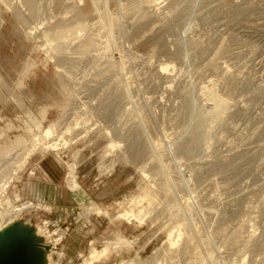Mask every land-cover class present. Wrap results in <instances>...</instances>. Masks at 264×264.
Masks as SVG:
<instances>
[{
    "label": "rangeland",
    "instance_id": "374dc122",
    "mask_svg": "<svg viewBox=\"0 0 264 264\" xmlns=\"http://www.w3.org/2000/svg\"><path fill=\"white\" fill-rule=\"evenodd\" d=\"M0 155L50 264H264V0H0Z\"/></svg>",
    "mask_w": 264,
    "mask_h": 264
},
{
    "label": "bare ground",
    "instance_id": "6f19581e",
    "mask_svg": "<svg viewBox=\"0 0 264 264\" xmlns=\"http://www.w3.org/2000/svg\"><path fill=\"white\" fill-rule=\"evenodd\" d=\"M36 12V11H35ZM82 27V26H81ZM61 35H63V34H61ZM61 35H58V37H60ZM64 36V35H63ZM57 37V38H58ZM56 38V37H55ZM54 38V39H55ZM60 38H63V37H60ZM65 38H67V37H65ZM69 39V38H68ZM60 40V39H59ZM58 40V41H59ZM55 43V42H54ZM88 43V42H87ZM49 44V43H48ZM55 45V44H54ZM88 45V44H87ZM86 45V46H87ZM55 47V46H54ZM88 47V46H87ZM86 47V48H87ZM90 47V46H89ZM59 48V47H58ZM83 48V47H82ZM84 49H85V45H84ZM91 49V48H90ZM82 49H80V51H81ZM88 50V49H87ZM86 53V52H85ZM213 100L212 101H216V100H214V98H212ZM211 100V99H210ZM209 100V101H210ZM217 102V101H216ZM213 103H215V102H213ZM217 104V103H216ZM218 105V104H217ZM192 106V105H191ZM214 106H215V104H214ZM217 107V106H216ZM215 107V108H216ZM187 109V108H186ZM216 110V109H215ZM59 124L58 123H53L52 124V126H50L48 129H45L43 132H41V133H39L40 134V136H39V134H37V136L34 138V139H40L42 142H45V141H43V140H45L46 138L48 139V138H51V137H54V136H56V135H54L55 133H57V129L58 128H56L57 126H58ZM59 127V126H58ZM145 127V126H144ZM143 130V129H142ZM147 130V129H146ZM145 130V131H146ZM141 131V130H140ZM142 132H144V130L142 131ZM147 132V131H146ZM140 133V132H139ZM138 133V134H139ZM145 133V132H144ZM143 133V134H144ZM63 134V133H62ZM146 134H148V133H146ZM146 134H145V136H146ZM142 135V134H141ZM60 136V135H59ZM143 137V136H142ZM150 137H151V135H150ZM55 138V137H54ZM58 138V137H57ZM33 139V135H32V140H30V141H33L34 140ZM56 139V138H55ZM139 139V138H138ZM18 141H17V143L19 144L20 142H22V140L20 139V138H18L17 139ZM36 140H34L33 142H36ZM137 140V139H136ZM146 140H148V139H146ZM29 141V142H30ZM37 141H39V140H37ZM55 141V140H54ZM57 141V140H56ZM59 141H61V140H59ZM63 142H64V140H63ZM148 142V141H147ZM168 142V141H167ZM15 143V142H14ZM25 143V142H24ZM38 143V142H37ZM35 144V145H37L38 146V144ZM50 143H52V142H50ZM67 143V141L64 143V146H65V144ZM135 143V142H134ZM133 143V144H134ZM137 143H138V140H137ZM149 143V142H148ZM42 144V143H41ZM56 144H58V143H53L52 145H50L49 147L50 148H53V147H55V145ZM62 144V143H61ZM25 145H31V142H30V144L29 143H25V144H23L22 145V148L23 147H25ZM32 145H34V143H32ZM43 145V144H42ZM41 145V146H42ZM113 145V144H112ZM134 145H138V144H134ZM151 145V144H150ZM13 146V145H12ZM18 146V145H17ZM148 146V145H147ZM19 147H21V146H19ZM32 147V146H31ZM36 147V146H35ZM34 147V148H35ZM46 147V146H45ZM44 147V148H45ZM48 147V146H47ZM46 147V148H47ZM48 147V148H49ZM57 147V146H56ZM110 147H111V145H110ZM113 147V146H112ZM131 147H133L134 148V146H131ZM136 147H138V146H135V148L134 149H136ZM11 148V147H10ZM30 148V147H29ZM33 148V147H32ZM34 148L32 149V150H34ZM58 148H60V147H58ZM109 148V147H108ZM140 148H141V146H140ZM31 149V148H30ZM54 149V148H53ZM137 149H139V148H137ZM143 149V148H142ZM4 150V149H3ZM22 150V149H21ZM26 150H29L28 149V147H27V149ZM25 150V151H26ZM55 150V149H54ZM131 150H132V148H131ZM130 150V151H131ZM182 150V149H181ZM35 152V151H34ZM137 152V151H136ZM139 152V151H138ZM142 152V151H141ZM25 153V152H24ZM28 153V152H27ZM29 154L31 155L32 154V152L30 153L29 152ZM134 154V153H133ZM137 154V153H136ZM1 155H2V153H1ZM0 155V156H1ZM24 155V154H23ZM26 155V154H25ZM28 155V154H27ZM125 156V155H124ZM123 156V157H124ZM192 156V155H191ZM30 157V156H29ZM126 157V156H125ZM22 158V157H21ZM26 158H27V156H26ZM19 159H20V156H19ZM24 159V158H23ZM23 159H21V160H23ZM122 159H124V158H122ZM126 159V158H125ZM133 159V158H132ZM128 160V159H127ZM20 161V160H19ZM26 161H27V159H26ZM20 163V162H19ZM24 163H25V161H24ZM23 163V164H24ZM113 165L115 166V164L113 163ZM18 166V165H17ZM17 166H16V168H17ZM22 166V165H21ZM70 167V166H69ZM112 167V166H111ZM19 168V167H18ZM14 169V168H13ZM12 169V170H13ZM113 169V168H112ZM12 170H10L11 172H12ZM15 170V169H14ZM13 170V171H14ZM19 171H21V170H19ZM19 171H18V173H19ZM15 172V171H14ZM13 172V173H14ZM12 173V174H13ZM18 173H17V175H18ZM14 176H15V174H13ZM8 177L9 176H11V174L9 175H7ZM3 178V177H2ZM10 178H8V180H9ZM11 179H12V176H11ZM10 181V180H9ZM5 182V183H10V182ZM4 183V184H5ZM7 184H5V185H7ZM1 185H2V182H1ZM68 186H69V188H70V190L75 194V196H77V191H78V187H79V184H78V176H77V167H76V165L75 164H73L71 167H70V170H69V174H68ZM7 187V186H6ZM4 190V189H3ZM1 195V194H0ZM152 195V194H151ZM16 196H18V195H16ZM141 197V199H143V197L142 196H140ZM139 197V198H140ZM176 197V196H175ZM17 198V200H19L20 199V197L18 196V197H16ZM138 198V199H139ZM153 198V197H152ZM140 200V199H139ZM143 201V200H142ZM141 202V201H140ZM136 203V202H135ZM142 203V202H141ZM141 203H140V205H141ZM11 204H12V201L11 200H9V199H7L6 201H4L3 203H1V201H0V246L6 241V239L8 238V236H9V234H11V237H13V236H21V235H23L24 237H26L27 239H30V240H32L33 242H35V241H40V240H43L42 238V235L40 234V233H42L43 231H38L37 233L35 232H33L32 233V235L30 234V233H28V231H26V230H24V229H22V228H20L19 230H15L10 224H7V222L4 220V221H2L4 218H6L7 216H9V213H7V215H2V212L4 211V209H7V208H9L10 206H11ZM139 204V203H138ZM149 205H150V203H149ZM34 206L35 205H33V204H31V203H27V204H23V205H21L20 206V209L18 210V212L20 213V211H23V210H25V209H28V210H31V209H34ZM37 206H35V208H36ZM85 207V209H86V212L87 213H85V215H87V217L86 218H89L90 217V215H93V214H104V215H107V216H109V213L107 212V211H104L103 209H101V207H99V205L98 204H92L91 206H84ZM18 208V207H17ZM144 209V208H143ZM85 211V210H84ZM140 211V210H139ZM142 211V210H141ZM140 211V212H141ZM144 211V210H143ZM17 212V213H18ZM131 212V211H130ZM130 212H125V211H123V212H120L119 214H118V218H124V217H128V219H129V217H132V216H135V217H138V216H136V215H134L133 213H130ZM12 214H13V212H11ZM16 213V212H15ZM143 214H145V213H143ZM16 215V214H15ZM14 215V216H15ZM85 215H84V217H85ZM131 215V216H130ZM82 216V215H81ZM127 219V218H126ZM140 219V217L138 218V220ZM86 220H89V219H86ZM9 221V220H8ZM140 221H141V219H140ZM143 221H144V219H143ZM90 222V221H89ZM11 223V222H10ZM22 226V225H21ZM47 227V226H46ZM47 230V229H46ZM32 231V230H31ZM30 231V232H31ZM40 232V233H39ZM44 232H46V231H44ZM43 232V233H44ZM241 232V231H240ZM28 234H30L31 236H28ZM225 234V233H224ZM249 234V233H248ZM254 234V233H253ZM234 235V234H233ZM41 236V237H40ZM49 236V235H48ZM51 236V235H50ZM241 236V235H240ZM243 236V235H242ZM59 238V237H58ZM64 237H63V235H60V239L59 240H57V241H61L62 239H63ZM171 238H172V236H171ZM245 238H246V236H245ZM237 239V238H236ZM250 242V241H249ZM229 243V242H228ZM118 244H123V245H129L130 244V241H128V240H123V239H119L118 240ZM117 244V245H118ZM35 245H37V244H35ZM170 245H172V244H170ZM234 245V244H233ZM236 245V244H235ZM119 246H121V245H119ZM173 246V245H172ZM35 247V250H37V252L39 253V256H38V259H37V261H39L41 264H50V255L48 254V252L46 251V250H43L41 247H39V246H34ZM170 247V246H169ZM106 251H107V249H106ZM170 251H172V250H170ZM56 253H58V252H56ZM172 255V254H171ZM174 255V254H173ZM60 256L62 257V254H60ZM92 256H93V253H92ZM96 256H98V255H96ZM100 256V255H99ZM98 256V257H99ZM173 257V256H172ZM62 260V259H61ZM39 263V264H40ZM92 262H91V258H88L87 260H85L84 262H83V264H91ZM38 264V263H37Z\"/></svg>",
    "mask_w": 264,
    "mask_h": 264
},
{
    "label": "water",
    "instance_id": "95a60500",
    "mask_svg": "<svg viewBox=\"0 0 264 264\" xmlns=\"http://www.w3.org/2000/svg\"><path fill=\"white\" fill-rule=\"evenodd\" d=\"M32 240L9 234L0 246V264H35L39 253ZM39 264V263H38Z\"/></svg>",
    "mask_w": 264,
    "mask_h": 264
}]
</instances>
